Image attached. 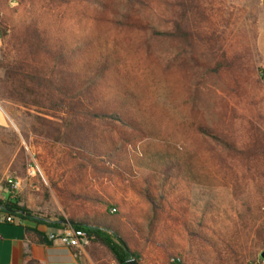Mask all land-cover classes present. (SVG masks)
<instances>
[{"label": "rangeland", "instance_id": "obj_1", "mask_svg": "<svg viewBox=\"0 0 264 264\" xmlns=\"http://www.w3.org/2000/svg\"><path fill=\"white\" fill-rule=\"evenodd\" d=\"M185 9L191 15L185 22L193 33L190 41L153 33V27L173 30ZM33 19L51 46V53L36 59L18 38ZM1 24L8 34L0 37V105L9 121L0 125V198L12 196L28 210L17 216L45 228L60 218L101 219L118 205L123 220L146 229L150 205L136 188L149 168L176 159L192 189L185 186L175 210L155 221L150 241L135 233L138 263L175 264L176 258L182 264L260 263L264 56L258 39L264 0H0V29ZM60 53L63 66L78 79L101 75L93 104L122 108L134 122L135 127L92 126L104 139L102 148L122 145L124 175L99 173L48 136L63 112L24 106L11 97L4 81L8 64L43 70ZM42 113L52 115L51 125L40 123ZM212 136L257 153L229 151ZM32 164L34 177L27 172ZM15 178L21 186L11 194L7 188ZM198 216L209 242L190 235Z\"/></svg>", "mask_w": 264, "mask_h": 264}, {"label": "trees", "instance_id": "obj_2", "mask_svg": "<svg viewBox=\"0 0 264 264\" xmlns=\"http://www.w3.org/2000/svg\"><path fill=\"white\" fill-rule=\"evenodd\" d=\"M188 12L189 10L185 9L180 14V17L175 21L173 30L153 27V33L160 37L190 41L193 33L186 27V23L188 24L191 17ZM22 28L18 38L27 55L36 59L40 53H51V46L37 20L33 19L27 22ZM7 34L8 28L1 24V37L4 38ZM63 57V54L60 53L56 57L57 62L52 67L43 70L26 71L16 63L8 64L4 81L11 85L9 89L11 97L24 106L38 105V107L46 108L55 113L63 112L65 116L60 122H56L58 123L57 127L49 130L48 136L56 142L70 147L86 165L99 173L124 175L126 166L120 160V154L123 153L122 145L112 142L105 144L108 148H102L100 145L104 144L102 141L104 139L92 133V126L95 123L114 122L135 127L134 122L124 115L122 108L108 109L106 106L100 107L93 104V100L96 98L94 87L98 85L101 75L98 73L97 76L78 79L74 73L63 66ZM220 67L221 65H218L214 71L219 72ZM51 116L48 113H42L38 119L41 124L47 126L53 122ZM212 137L225 149L237 154L251 156L257 153L255 149L242 150L223 138ZM186 176L181 162L176 159L157 166L155 170L148 169L144 176V183L136 188L138 194L150 205L151 214L147 220L146 229L132 220H123L120 217L118 205L114 207L116 212L113 215L107 212L101 219L84 218L78 220L71 218L77 221V224L72 227L85 230L90 236V242L98 243L109 251L116 264H127V260L131 256L139 262L141 254L135 233L139 232L145 241L152 239L155 221L163 214H170L171 210H175L178 200H181L182 191H185V186L192 189ZM97 199L104 201L101 196H97ZM105 204L110 206L108 202ZM0 207L3 212L11 214H15L16 211H28L19 206L16 199L11 197L8 199L0 198ZM199 217H195L197 226L189 229L190 235L209 242L208 234L201 230L203 220H199L202 219ZM62 219L48 222L47 225L52 230L64 229L69 225L62 223ZM256 233L263 238V226H260ZM37 234L41 238H49L44 230H37ZM134 244L136 246H133ZM228 247L236 252L230 244ZM175 260V264H182L181 259L176 258ZM255 264H264V259H260V263L255 262Z\"/></svg>", "mask_w": 264, "mask_h": 264}, {"label": "crops", "instance_id": "obj_3", "mask_svg": "<svg viewBox=\"0 0 264 264\" xmlns=\"http://www.w3.org/2000/svg\"><path fill=\"white\" fill-rule=\"evenodd\" d=\"M258 47L264 56V27L259 35ZM8 121L9 117L0 105V125H7ZM2 214L0 207V216ZM12 215L14 223H0V264H110V260L101 255L98 243H90L79 250L60 240L41 238L37 230H44L48 235L56 230L42 228L34 221L14 213Z\"/></svg>", "mask_w": 264, "mask_h": 264}, {"label": "built area", "instance_id": "obj_4", "mask_svg": "<svg viewBox=\"0 0 264 264\" xmlns=\"http://www.w3.org/2000/svg\"><path fill=\"white\" fill-rule=\"evenodd\" d=\"M1 45V41H0ZM28 175L31 177L36 176V169L34 165L28 167L27 169ZM21 186V180L20 179H12L9 181V187L7 188V192H10L11 194H15L17 189H19ZM12 197V196H11ZM111 213L116 212L115 208L110 209ZM2 222H8V223H14L15 219L11 213L3 212V214L0 216V223ZM49 239L51 240H60L65 245L76 247L79 250L85 249L87 245L90 244V236L88 233L83 229L74 228L72 226H68L64 229H57L55 232H50L48 235Z\"/></svg>", "mask_w": 264, "mask_h": 264}, {"label": "water", "instance_id": "obj_5", "mask_svg": "<svg viewBox=\"0 0 264 264\" xmlns=\"http://www.w3.org/2000/svg\"><path fill=\"white\" fill-rule=\"evenodd\" d=\"M62 223L67 224L69 226H74L77 224V221L73 220V219H67V218H63L61 220ZM261 257L264 259V251L261 253ZM127 264H139L138 261L134 258V257H130L127 260Z\"/></svg>", "mask_w": 264, "mask_h": 264}]
</instances>
